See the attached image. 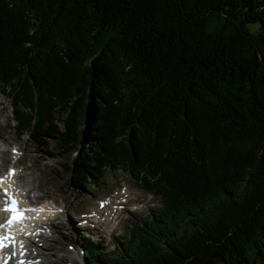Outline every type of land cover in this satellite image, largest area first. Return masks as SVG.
Returning a JSON list of instances; mask_svg holds the SVG:
<instances>
[{
  "label": "trees",
  "instance_id": "trees-1",
  "mask_svg": "<svg viewBox=\"0 0 264 264\" xmlns=\"http://www.w3.org/2000/svg\"><path fill=\"white\" fill-rule=\"evenodd\" d=\"M257 52L264 0H0L16 135L74 154V189L119 170L160 202L85 264H264Z\"/></svg>",
  "mask_w": 264,
  "mask_h": 264
},
{
  "label": "rangeland",
  "instance_id": "rangeland-1",
  "mask_svg": "<svg viewBox=\"0 0 264 264\" xmlns=\"http://www.w3.org/2000/svg\"><path fill=\"white\" fill-rule=\"evenodd\" d=\"M220 25L221 20L212 19L207 24V28L213 31ZM14 126L9 102L0 94V157L1 160L2 157H7L3 166L0 167V172H4L6 167L11 165L12 160L9 155L11 147H14L18 154H21L15 166L20 171L18 184L22 179V182L24 181L32 192L29 194L31 198L51 200L65 211V216L61 219L51 220L53 229L50 231V236H47L48 239L38 243L41 244L39 252L43 256L41 257L42 264H66L68 262L79 264L76 258L81 259L84 264V255L88 254L92 248L102 253L113 254L115 253L113 247H121L120 243L128 239L127 229L132 227V221H141L149 210L159 207L160 202L157 198L138 188L129 179L130 177L119 170L104 171L97 188L74 189L69 185L70 174L59 167L61 163L69 162L74 154L61 156L55 147V140L48 141L47 150L43 152V149H37L31 145L25 134L17 136ZM122 187L126 188L124 195L119 193ZM114 194L124 200L122 208L115 210L118 213L116 220L108 224V220L102 221L92 229L90 227L82 229L76 225V214L91 211L96 205V200ZM89 238L94 241L93 244ZM69 245L74 248L82 247L84 254L75 256L67 249ZM30 252L32 253V250Z\"/></svg>",
  "mask_w": 264,
  "mask_h": 264
},
{
  "label": "snow or ice",
  "instance_id": "snow-or-ice-1",
  "mask_svg": "<svg viewBox=\"0 0 264 264\" xmlns=\"http://www.w3.org/2000/svg\"><path fill=\"white\" fill-rule=\"evenodd\" d=\"M15 173L12 172L10 175H14ZM6 180L4 178H0V184L5 183ZM11 186V185H10ZM4 203L5 206L3 207V211H6L10 213V218L4 223L0 224V251H3V249L11 247L12 252L11 256H8L5 259V264H7V259H10L12 256L16 255V244L17 241L15 240V237L12 235L10 229L13 225L19 224L21 225V231H23V222L28 219V217L25 215L28 211H37L36 209H20L18 207V202L12 198V194L8 192L7 190L4 191ZM5 230L7 231V234H5ZM19 247L21 249V255H23V242H19ZM18 264H25L23 260H20ZM29 264H32V262H29Z\"/></svg>",
  "mask_w": 264,
  "mask_h": 264
},
{
  "label": "bare ground",
  "instance_id": "bare-ground-1",
  "mask_svg": "<svg viewBox=\"0 0 264 264\" xmlns=\"http://www.w3.org/2000/svg\"><path fill=\"white\" fill-rule=\"evenodd\" d=\"M12 148H14V147H11V149ZM15 149V148H14ZM2 155H5V153H2ZM1 155V156H2ZM7 160V157L6 158H3L2 157V160H1V157H0V167H1V165L3 166V164L5 163L4 161H6ZM12 164V163H11ZM10 166V165H9ZM18 173L19 172H17V171H15V174L12 176V177H9L8 175H6V173H5V171L4 172H0V177L1 178H4L5 180H6V182L5 183H3V184H0V209H3V207H4V205H5V203H4V201H2V195L4 194V191L5 190H7V191H10L11 190V183H13L14 182V178H15V176L16 175H18ZM23 188L25 189V190H27L28 192L30 191V188H28L27 187V185L25 184V182L23 181ZM32 186V185H31ZM36 189V188H35ZM15 191H16V189H14ZM32 190V189H31ZM32 193V192H31ZM35 193V192H34ZM15 196H18V192L16 191L15 192ZM35 196V195H34ZM23 207V206H22ZM96 208V205H95V207H94V209ZM117 211V210H116ZM89 212V211H88ZM87 212V213H88ZM79 215V214H78ZM77 215V216H78ZM5 216V214H4V211L3 210H0V224H2V222H3V217ZM61 215H58L57 216V218L56 219H58L59 217H60ZM55 219V220H56ZM108 223V222H107ZM52 224V223H51ZM55 224V223H54ZM16 225H18V224H16ZM15 225V226H16ZM110 225V224H109ZM51 228H53V226L51 225L50 226ZM106 228V227H105ZM25 229L28 231V229H27V227H25ZM31 231H34L33 229H30ZM39 237H42V239L43 240H41V241H44L45 239L47 240L48 238L46 237H43V236H39ZM38 243H39V241H37V243H35V244H33L37 249L35 250V254H36V256H40V257H43L41 254H40V252H39V249H40V247H41V244H39L38 245ZM43 247V246H42Z\"/></svg>",
  "mask_w": 264,
  "mask_h": 264
},
{
  "label": "water",
  "instance_id": "water-1",
  "mask_svg": "<svg viewBox=\"0 0 264 264\" xmlns=\"http://www.w3.org/2000/svg\"><path fill=\"white\" fill-rule=\"evenodd\" d=\"M257 57H258V60L260 62V65H261L262 69L264 70V63L262 61L261 54L259 52H257Z\"/></svg>",
  "mask_w": 264,
  "mask_h": 264
}]
</instances>
